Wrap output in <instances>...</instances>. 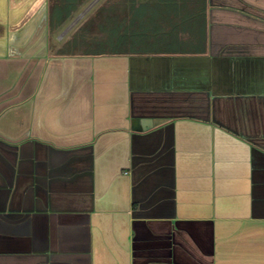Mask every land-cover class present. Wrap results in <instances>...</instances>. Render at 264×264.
I'll return each instance as SVG.
<instances>
[{
    "label": "crops",
    "instance_id": "obj_1",
    "mask_svg": "<svg viewBox=\"0 0 264 264\" xmlns=\"http://www.w3.org/2000/svg\"><path fill=\"white\" fill-rule=\"evenodd\" d=\"M159 1L157 52L56 55L0 0V264H264V0Z\"/></svg>",
    "mask_w": 264,
    "mask_h": 264
},
{
    "label": "trees",
    "instance_id": "obj_2",
    "mask_svg": "<svg viewBox=\"0 0 264 264\" xmlns=\"http://www.w3.org/2000/svg\"><path fill=\"white\" fill-rule=\"evenodd\" d=\"M84 0H81V2ZM56 7L49 10L50 28H57L65 21L75 9L76 0H60ZM80 2V0H79ZM127 3V4H126ZM162 3V6L160 4ZM171 1L161 2L154 5H144L138 3L137 0H110L108 3L100 6L92 16H90L83 25L79 28L78 34L73 36L71 41L65 44V47L74 48L79 43V46H84L86 49L89 46L100 44L104 47L111 46L110 51L98 49L94 52L83 50L79 54L83 55H116L127 53H148L157 52L158 48H153L150 45L149 36L144 34L145 26L158 23L159 8H174L170 6ZM169 8V9H170ZM176 8V7H175ZM55 9V14H54ZM160 21H168V23L178 24L182 21L179 16H165ZM87 34L94 35L93 38L86 39ZM98 34L103 35L102 39L96 40ZM86 36V37H85ZM174 34L168 33L163 38L166 41L173 40ZM116 47V48H115ZM69 49V48H68ZM71 49V48H70ZM69 49V50H70ZM99 50V51H98ZM114 50V51H113ZM117 50V51H116ZM180 51V49H160L159 51ZM182 51V50H181ZM183 51H186L183 49ZM63 55L75 54L65 50H61Z\"/></svg>",
    "mask_w": 264,
    "mask_h": 264
},
{
    "label": "rangeland",
    "instance_id": "obj_3",
    "mask_svg": "<svg viewBox=\"0 0 264 264\" xmlns=\"http://www.w3.org/2000/svg\"><path fill=\"white\" fill-rule=\"evenodd\" d=\"M60 0H48V10L55 8L56 5H58ZM110 0H84L79 2V0H76L74 6L75 9L72 11V13L69 15L67 19H65L64 22H62L57 28H54V32L50 35V41L51 44L55 47V54L56 55H63L60 54L61 50H67L69 52L78 54L81 53L83 50L87 52H94L98 49H103V51L107 52L110 51L112 48L104 47L100 44L89 46L88 48L84 49V46H79V43L77 42V45L72 48L71 47H65V44H67L73 36H76L78 34L79 28L83 25V23L94 14V12L102 5L108 3ZM127 1V0H126ZM138 3H142V0H137ZM127 4V3H126ZM54 9V14H55ZM94 35L87 34L86 39L93 38ZM104 37L101 34H98L95 38L96 40H100ZM70 50H69V49ZM116 48V47H115ZM99 51V50H98ZM114 51V50H113ZM117 51V50H116Z\"/></svg>",
    "mask_w": 264,
    "mask_h": 264
}]
</instances>
